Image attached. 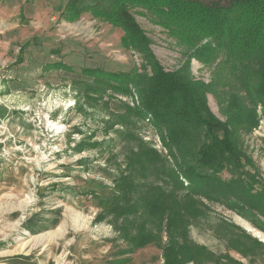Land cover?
I'll list each match as a JSON object with an SVG mask.
<instances>
[{
    "label": "rangeland",
    "instance_id": "374dc122",
    "mask_svg": "<svg viewBox=\"0 0 264 264\" xmlns=\"http://www.w3.org/2000/svg\"><path fill=\"white\" fill-rule=\"evenodd\" d=\"M67 1L0 3V264H162L154 245L130 252L109 211L119 198L125 157L134 148L118 116L140 103L138 93L133 86L129 94H119L86 85L90 79L81 74L96 67L130 72L142 61L122 47L120 29L89 13L65 21ZM133 14L166 71L189 61L193 77L210 84L208 107L224 121L221 108L230 94L244 93L225 55L217 52L206 64L189 59L190 51L144 10L135 8ZM56 63L72 71L53 67ZM256 114L257 127L240 133L264 181V109L258 106ZM127 119L131 135L166 154L160 147L165 132L148 120ZM221 177L229 179L225 171ZM207 206L190 225L193 241L216 257L228 255L235 262L230 264H264V247L243 256L228 243L240 239L235 246L241 249L243 237H250L264 246V232L234 210Z\"/></svg>",
    "mask_w": 264,
    "mask_h": 264
},
{
    "label": "trees",
    "instance_id": "16d2710c",
    "mask_svg": "<svg viewBox=\"0 0 264 264\" xmlns=\"http://www.w3.org/2000/svg\"><path fill=\"white\" fill-rule=\"evenodd\" d=\"M135 8L186 47L189 59L206 64L217 52L225 55V64L244 93L230 94L221 108L224 121L209 109L210 84L193 77L189 61L172 72L160 64L134 17ZM84 13L120 29L122 47L142 61L130 72L81 70L90 79L86 85L119 94H129L133 86L140 99L134 109L126 106L118 116L134 148L118 178L119 198L109 203L116 233L130 252L158 247L162 264L235 263L193 241L190 225L206 214L208 203H218L264 232V181L244 150L240 133L254 130L260 119L257 107L264 109V0H68L62 17L73 22ZM53 67L72 71L63 63ZM131 116L165 132L160 147L166 154L130 134ZM224 171L229 179L221 177ZM243 239L247 242L241 241L239 249L235 243L240 239L228 238L230 247L243 256L264 247L250 237Z\"/></svg>",
    "mask_w": 264,
    "mask_h": 264
},
{
    "label": "bare ground",
    "instance_id": "6f19581e",
    "mask_svg": "<svg viewBox=\"0 0 264 264\" xmlns=\"http://www.w3.org/2000/svg\"><path fill=\"white\" fill-rule=\"evenodd\" d=\"M251 231H253V230H251ZM254 232V231H253ZM257 236H259L258 234H257ZM260 237V236H259Z\"/></svg>",
    "mask_w": 264,
    "mask_h": 264
},
{
    "label": "crops",
    "instance_id": "0c3cea01",
    "mask_svg": "<svg viewBox=\"0 0 264 264\" xmlns=\"http://www.w3.org/2000/svg\"><path fill=\"white\" fill-rule=\"evenodd\" d=\"M6 1V0H5Z\"/></svg>",
    "mask_w": 264,
    "mask_h": 264
}]
</instances>
